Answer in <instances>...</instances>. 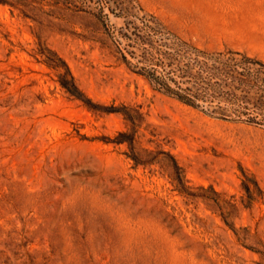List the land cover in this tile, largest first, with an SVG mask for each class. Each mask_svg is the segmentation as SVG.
<instances>
[{
	"label": "rangeland",
	"instance_id": "rangeland-1",
	"mask_svg": "<svg viewBox=\"0 0 264 264\" xmlns=\"http://www.w3.org/2000/svg\"><path fill=\"white\" fill-rule=\"evenodd\" d=\"M0 264H264V0H0Z\"/></svg>",
	"mask_w": 264,
	"mask_h": 264
},
{
	"label": "trees",
	"instance_id": "trees-1",
	"mask_svg": "<svg viewBox=\"0 0 264 264\" xmlns=\"http://www.w3.org/2000/svg\"><path fill=\"white\" fill-rule=\"evenodd\" d=\"M181 90H183V91H187V90H189V89H181ZM185 97H179V99H181L182 101H184V100H186V99H184ZM185 102H187V103H189L190 101H185ZM190 104V103H189Z\"/></svg>",
	"mask_w": 264,
	"mask_h": 264
}]
</instances>
